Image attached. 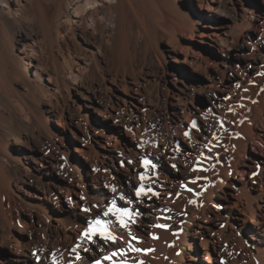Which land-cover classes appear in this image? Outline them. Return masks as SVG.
<instances>
[{"label":"rangeland","instance_id":"374dc122","mask_svg":"<svg viewBox=\"0 0 264 264\" xmlns=\"http://www.w3.org/2000/svg\"><path fill=\"white\" fill-rule=\"evenodd\" d=\"M173 1L177 9L165 10L161 23L105 30L95 45L75 27L60 42L39 38L48 70L39 82L57 94L44 97L38 82L31 89L48 127L27 132L19 145L15 210L29 226L0 240V264L23 251L38 256L42 243L29 241L43 240L47 227L52 241L40 264H54L53 254L55 264H145L133 242L179 232L188 220L192 264H212L202 246L210 230L214 263L244 264L252 216L243 220L233 202L244 184L264 182V41L255 46L260 32L240 25L238 40L222 51L214 33L232 13L264 21V0ZM23 49L17 45L24 57ZM71 59L88 70L72 76ZM37 63L28 65L32 77ZM249 124L251 136L242 133ZM24 199L46 205L48 215ZM255 201L262 220L264 193ZM113 202L128 209L124 224L103 215ZM97 219L115 239L85 234Z\"/></svg>","mask_w":264,"mask_h":264},{"label":"bare ground","instance_id":"6f19581e","mask_svg":"<svg viewBox=\"0 0 264 264\" xmlns=\"http://www.w3.org/2000/svg\"><path fill=\"white\" fill-rule=\"evenodd\" d=\"M1 1L7 6V8L0 6V240L4 242L13 227L19 226L24 232L29 226V222L22 217L21 212L15 210L18 194L15 186L17 179L24 173L22 171L24 151L19 145L23 144L27 132L40 130L41 133L42 127L47 126L45 113L41 116L36 113L42 99L35 98L31 89L38 82L44 97L57 94L39 82V79L43 80L48 74L44 44L39 38L44 36L45 40L51 43L60 42L70 29L75 27L82 29L87 44L95 45L94 39L105 30L116 33L122 26L130 28L135 22L145 26L148 20L161 23L165 18V10L175 11L177 6L173 0H16V3L15 0ZM111 16L114 18L113 27H109L106 22ZM240 25H251L257 29L260 36L254 39V44L259 46L263 43L264 21L257 22L249 12L242 11L237 14L232 13L230 21L225 23L227 28L214 33L221 44V50H226L228 46L232 47L238 40ZM21 43L24 46L22 51L24 57L17 52V45ZM96 48L97 52H101V47ZM32 58L38 60L34 65L35 69L32 70L33 77L28 68ZM23 62L27 64L26 68H23ZM69 62L72 76H78L79 72L87 68V63L80 65L79 61L76 62L74 59ZM262 112L263 110L261 114ZM242 130L245 135L254 134L251 124ZM240 191L241 198L237 197L233 204L240 208L244 216H242L243 220H246L247 216H252L249 229L251 238L248 240L247 258L243 261L244 264H264V216L262 220L257 218L260 214V205L258 206L259 203L255 201L257 196L264 193V182L259 184L257 180H252L250 187L244 184ZM24 201L31 210L48 215L46 205L28 199ZM191 224L188 220L183 223L179 232L161 231L160 236L155 239L133 242L136 256L143 258L145 264H192L194 256L189 249L195 242L191 238ZM47 228L43 240L39 241L35 238L34 242L29 241L42 243L38 256L23 251L11 264H40L42 258L46 260L47 249L52 241V238L48 237ZM213 231L210 230L209 237L202 239V246L209 255L208 261L212 264L214 260L211 258L210 242L215 235ZM67 237L71 238V235L68 234ZM56 243L57 240L52 242V244ZM213 251L220 250L214 246ZM67 253L63 250L64 255Z\"/></svg>","mask_w":264,"mask_h":264},{"label":"snow or ice","instance_id":"6c2138e0","mask_svg":"<svg viewBox=\"0 0 264 264\" xmlns=\"http://www.w3.org/2000/svg\"><path fill=\"white\" fill-rule=\"evenodd\" d=\"M150 162L145 161V166H149ZM113 191H115V188H113ZM137 195H140V191H137ZM109 214L117 216L120 219V223L124 224V217L128 215V209L126 208H118L115 204V202L112 203V205L108 208L106 212H104L103 215L108 216ZM163 227V226H162ZM89 233H92L93 235H100L101 237L105 239H115V237L112 236L110 232L107 230V226L104 224L103 221L97 219L93 222H91L89 229L86 230V235ZM91 238V236H89ZM53 261L55 264V254H53Z\"/></svg>","mask_w":264,"mask_h":264}]
</instances>
